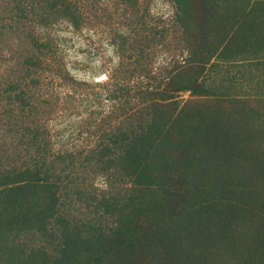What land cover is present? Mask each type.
<instances>
[{
    "label": "trees",
    "instance_id": "obj_1",
    "mask_svg": "<svg viewBox=\"0 0 264 264\" xmlns=\"http://www.w3.org/2000/svg\"><path fill=\"white\" fill-rule=\"evenodd\" d=\"M23 1L10 0L18 19ZM170 1L184 63L161 76L142 66L157 32L141 22L113 36L112 77L146 81L115 80V110L99 129L119 125L87 152L50 153L46 110L31 105L48 103L21 86L41 58L17 56L3 92L19 105L5 116L23 148L0 146V264H264V0ZM46 2L41 21L56 14L78 27L77 5ZM0 27V37L12 29Z\"/></svg>",
    "mask_w": 264,
    "mask_h": 264
},
{
    "label": "rangeland",
    "instance_id": "obj_2",
    "mask_svg": "<svg viewBox=\"0 0 264 264\" xmlns=\"http://www.w3.org/2000/svg\"><path fill=\"white\" fill-rule=\"evenodd\" d=\"M46 1L24 0L22 7L27 9V18L18 19L10 0H0V26H12L0 37V146L14 150L18 136L15 134L11 138L14 133L7 131L9 125L5 112L16 116L19 105L13 100L7 101L3 89L9 82H16L21 60L17 56L24 52L41 58V67L32 72L21 86L34 96L33 101L34 98L39 101L43 98L48 103L31 105L46 110L38 122L48 133L50 153L87 152L96 146L98 136L119 125L118 119H112L99 129L102 120L115 110L114 102L106 97L107 92L114 89V83L120 80L118 84L143 89L146 81L138 76H118L117 80L112 77L121 60L112 37L127 35L129 28L140 32L143 26L157 32V41L145 50L142 66L149 67L155 76L165 75L176 61L185 59V50L172 25L175 8L170 0H70L77 5L80 14L82 12V19L80 17L78 27L74 28L56 14L41 21L40 15L50 14ZM139 22L143 26H137ZM25 32L39 43H47L49 50L35 52L30 48ZM123 64H130V61L124 60ZM32 80L38 83L33 84ZM10 95L13 97L14 94ZM180 96L185 99L187 93H180ZM27 109H24V114H27ZM91 131L95 136L89 134ZM15 145L14 151L22 153L23 146L20 149ZM65 184L66 181L61 185Z\"/></svg>",
    "mask_w": 264,
    "mask_h": 264
},
{
    "label": "clouds",
    "instance_id": "obj_3",
    "mask_svg": "<svg viewBox=\"0 0 264 264\" xmlns=\"http://www.w3.org/2000/svg\"><path fill=\"white\" fill-rule=\"evenodd\" d=\"M186 56H187V54H186V52H185V59H186ZM185 59H184V60H185ZM184 60L179 61V63H184ZM96 81H98V80H96ZM97 83H99V82H97ZM186 93H187V96H188V92H186ZM187 96H186V97H187ZM186 97H185V98H186Z\"/></svg>",
    "mask_w": 264,
    "mask_h": 264
}]
</instances>
